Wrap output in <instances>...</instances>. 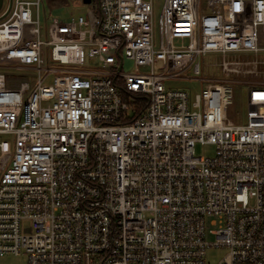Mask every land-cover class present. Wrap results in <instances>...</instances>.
Here are the masks:
<instances>
[{
    "label": "built area",
    "instance_id": "1",
    "mask_svg": "<svg viewBox=\"0 0 264 264\" xmlns=\"http://www.w3.org/2000/svg\"><path fill=\"white\" fill-rule=\"evenodd\" d=\"M97 1L48 22L43 0H13L0 21V257L264 264V82L246 84L247 124L229 116L230 76L264 63V0ZM190 69L199 93L166 88Z\"/></svg>",
    "mask_w": 264,
    "mask_h": 264
},
{
    "label": "rangeland",
    "instance_id": "2",
    "mask_svg": "<svg viewBox=\"0 0 264 264\" xmlns=\"http://www.w3.org/2000/svg\"><path fill=\"white\" fill-rule=\"evenodd\" d=\"M9 0H4L3 9L8 6ZM48 22L52 21L53 18H57L61 21L67 22L73 18H78L79 16H86L91 12L98 11L97 0H91L90 3H85L84 0H43ZM44 21V18H43ZM220 59L219 56L207 55L202 61L203 77L206 79L217 78L220 76V69H218L213 64ZM255 57L243 56L240 60L251 61ZM94 65L97 60L88 61L87 63ZM135 69L134 62L124 58V72H130ZM141 72H150L149 68H141ZM201 76H195L193 71L190 69L187 73L182 74L180 79H171L165 82L167 89L172 90H184L187 91L192 97L199 93L205 84L199 79ZM232 81V86L234 90V100L233 104L229 108V116L236 124H247L249 120V107H248V88L246 84L249 82H264V63H260L258 70L250 74H235L231 75L229 78ZM214 152V147L212 146H200L196 148L197 156H211ZM228 254L227 249L222 248H210L207 251L205 258L206 264H219L224 257ZM0 264H28V259L26 254L20 255H6L0 257Z\"/></svg>",
    "mask_w": 264,
    "mask_h": 264
},
{
    "label": "water",
    "instance_id": "3",
    "mask_svg": "<svg viewBox=\"0 0 264 264\" xmlns=\"http://www.w3.org/2000/svg\"><path fill=\"white\" fill-rule=\"evenodd\" d=\"M84 2H85V3H90L91 0H84ZM12 3H13V0H9V1H8V6H7L6 11H5V14H6V15H7L8 12L10 11L11 6H12ZM3 5H4V0H0V12H1V10L3 9ZM2 20H3V17L0 16V21H2Z\"/></svg>",
    "mask_w": 264,
    "mask_h": 264
},
{
    "label": "crops",
    "instance_id": "4",
    "mask_svg": "<svg viewBox=\"0 0 264 264\" xmlns=\"http://www.w3.org/2000/svg\"><path fill=\"white\" fill-rule=\"evenodd\" d=\"M3 6H4V5H3ZM6 8H7V7H6ZM6 8L1 10V12H0V16H1V17H4V16L6 15V14H5Z\"/></svg>",
    "mask_w": 264,
    "mask_h": 264
},
{
    "label": "trees",
    "instance_id": "5",
    "mask_svg": "<svg viewBox=\"0 0 264 264\" xmlns=\"http://www.w3.org/2000/svg\"><path fill=\"white\" fill-rule=\"evenodd\" d=\"M97 4H98V1H97ZM98 11H99V8H98ZM98 11L96 13H98ZM142 103H143V101L141 100V106L139 105V107H141V108H142Z\"/></svg>",
    "mask_w": 264,
    "mask_h": 264
}]
</instances>
